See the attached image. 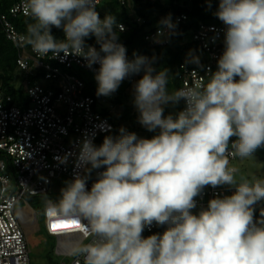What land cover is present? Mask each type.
Returning a JSON list of instances; mask_svg holds the SVG:
<instances>
[{
  "label": "clouds",
  "instance_id": "obj_1",
  "mask_svg": "<svg viewBox=\"0 0 264 264\" xmlns=\"http://www.w3.org/2000/svg\"><path fill=\"white\" fill-rule=\"evenodd\" d=\"M205 3L211 8L213 0ZM24 8L31 22L20 40L41 57L82 58L98 97L138 76L137 122L155 133L141 137L120 126L113 135L109 126L99 145L85 133L59 158L72 157L73 176L47 210L92 238L73 250L83 264H264V214L257 211L264 212V179L238 181L228 166L229 155L247 158L264 148V0H218L213 15L224 47L216 69H207L206 83L171 92V70H159L155 55L129 59L118 34L124 26L111 13L101 18L98 0H26ZM178 23L171 13L162 17L153 43H169ZM184 65L205 67L196 50ZM209 187L231 194L214 193L194 212ZM153 226L163 231L144 236Z\"/></svg>",
  "mask_w": 264,
  "mask_h": 264
},
{
  "label": "built area",
  "instance_id": "obj_2",
  "mask_svg": "<svg viewBox=\"0 0 264 264\" xmlns=\"http://www.w3.org/2000/svg\"><path fill=\"white\" fill-rule=\"evenodd\" d=\"M105 1L98 0L97 10L101 18L106 13L103 7ZM25 2L14 0L7 13L0 12L2 29L18 51L16 64L24 70L23 81H17L16 88L26 83L28 95L26 100L14 103L13 97L0 81V264H33L28 227L37 224V212L43 215L46 233L56 241V257H63L56 264H83V257L75 255L73 250L81 244L90 243L92 238L85 237L75 226L54 229L53 224L61 220L47 210L50 202L56 201L49 195L56 178L65 176L70 180L73 176L72 157L69 156L65 163H61L59 158L73 152L75 144L85 133L94 135V142L98 145V140L109 134V126L111 132L115 129L114 94L107 98L94 97L85 92L84 77L87 72L94 76V72L85 66L82 58L69 56L61 61L52 59L51 53L41 57L20 40L25 33L17 29L13 19L28 17ZM118 2L131 7L129 0ZM186 19L185 13L173 18L179 23ZM136 21L143 22L140 17H136ZM120 24L125 28L123 23ZM222 29L223 25L218 19L214 22L201 21L192 29V40L196 41L207 60L201 70L181 65L182 84L179 89L207 82V69H216L217 59L223 52ZM156 31L157 26L144 35L151 46L158 45L152 41ZM217 33L219 36L213 42ZM86 43L94 45L95 39L89 38ZM38 75L41 81H29L30 77ZM15 78L18 76L15 75ZM123 88L122 83L119 90ZM183 106L182 102L179 110ZM104 109L107 113H104ZM228 159V166L235 168L231 165L235 156L229 155ZM92 179H95V173ZM214 193L230 195L231 191L226 188H206L202 198H197L198 207L193 211L198 212L200 207H206ZM35 197L45 199L44 204L37 203L39 211L33 208L31 202ZM257 211L264 214L260 209ZM157 228L153 226L146 231L152 232ZM37 229L38 224L33 226L34 232ZM65 260H69V263Z\"/></svg>",
  "mask_w": 264,
  "mask_h": 264
},
{
  "label": "trees",
  "instance_id": "obj_3",
  "mask_svg": "<svg viewBox=\"0 0 264 264\" xmlns=\"http://www.w3.org/2000/svg\"><path fill=\"white\" fill-rule=\"evenodd\" d=\"M14 0H1L0 1V12L7 13ZM131 7L126 4L121 5L118 0H106L103 4L106 13H111L117 17L119 23H123L125 28L119 34V40L127 48V55L129 59L133 58V53L153 56L155 55L157 60V67L159 70L169 68L171 75L169 77V84L172 89L177 90L181 86L182 82L180 75L182 73L181 65L185 63V59L190 50H196L201 55L202 64L205 65L207 57L197 47L196 41L192 40V29L195 28L199 22H214L216 17L213 15L218 7V0H213L212 7L208 8L205 0H129ZM105 13V14H106ZM171 13L172 18L185 13L187 19L184 22L178 23L179 35L173 37L169 44L166 45H155L151 46L148 41L144 39V35L147 31L154 29L158 25V21ZM104 14V15H105ZM136 17H140L143 22H137ZM31 22L28 17L13 19V23L17 29L26 33L27 24ZM52 32L57 38L63 37V32L59 29L53 28ZM17 48L13 43L7 39L2 25L0 24V81L3 83L7 91L13 97L14 103H19L21 100L28 98L26 92V83H23L19 88H16V80L14 77L17 57ZM188 67H193L189 65ZM90 75V76H89ZM86 73L85 92L91 94L94 97L96 95L97 84L93 75ZM38 76H32L29 78L31 83L42 79ZM135 76L126 79L123 82V87L130 85ZM124 90V89H123ZM119 90L114 93L113 103L120 105L127 110L128 115L126 119L130 121L132 118L131 103L128 104V100L131 94L127 91ZM104 113H107L104 109ZM119 128L115 125V129L111 134H117ZM127 129L131 132H139V129L135 127V124H130ZM102 136L98 140V145L103 140ZM264 151V148L259 149ZM236 159V158H235ZM234 159V160H235ZM232 165V164H231ZM233 166V165H232ZM235 167V166H233ZM236 168V167H235ZM237 169V168H236ZM238 171V169H237ZM163 228H157L156 230L149 232L144 231L143 235L148 236L154 232H162Z\"/></svg>",
  "mask_w": 264,
  "mask_h": 264
},
{
  "label": "rangeland",
  "instance_id": "obj_4",
  "mask_svg": "<svg viewBox=\"0 0 264 264\" xmlns=\"http://www.w3.org/2000/svg\"><path fill=\"white\" fill-rule=\"evenodd\" d=\"M203 55L202 53H200ZM15 75L18 76V78H15V82L17 81H23L22 75H24V70H22L19 67H16L15 69ZM90 76V75H89ZM92 76V75H91ZM94 79V76H92ZM139 79L138 76H135V78L132 80L131 84L123 88V91H127L131 94L130 98L133 99L132 95V84L135 82V80ZM169 91H174L170 86L168 87ZM109 98V97H107ZM114 100V96L112 97ZM112 100V102H113ZM128 104L131 103V110H132V118L130 121L126 119V116L128 115L127 110L125 108L121 107L120 105L114 104V121L115 125L119 128L120 126L129 127L130 124H135V127L139 129V132H136L141 137H147L151 138L155 133L148 132L143 127L139 125L137 122V116L138 113L136 109L133 106L132 100L127 101ZM182 105V102L180 106ZM180 106L177 109H166L167 112H175L178 111ZM235 160L232 161V165L235 166L238 171L235 173L236 179L239 181L242 177L247 179L249 182H252L256 179H264V151H259L247 158H240L238 156H235ZM66 180H69L65 176H59L56 178L51 186L50 190V197L54 198L55 200L58 199L60 194V189L64 186V182ZM31 202L33 204V208L37 211H39V206L37 203H45V199L43 197H35L31 199ZM22 205V202L19 203V207ZM39 229L34 232L33 226L37 225ZM37 224L30 225L28 227V235H29V246H30V257L33 264H56L57 262L61 261L63 257H56L54 248H55V239L51 236H49L46 233L45 225H44V218L43 215L37 212ZM67 261V260H65ZM69 263V260L67 261Z\"/></svg>",
  "mask_w": 264,
  "mask_h": 264
},
{
  "label": "snow or ice",
  "instance_id": "obj_5",
  "mask_svg": "<svg viewBox=\"0 0 264 264\" xmlns=\"http://www.w3.org/2000/svg\"><path fill=\"white\" fill-rule=\"evenodd\" d=\"M73 226L78 227V225H74L73 223L66 222V221H59V222L53 224V228L54 229H58V228H70V227H73Z\"/></svg>",
  "mask_w": 264,
  "mask_h": 264
}]
</instances>
